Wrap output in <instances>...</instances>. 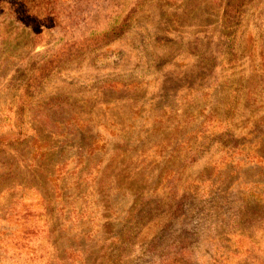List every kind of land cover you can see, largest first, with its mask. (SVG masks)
<instances>
[{"label": "rangeland", "instance_id": "1", "mask_svg": "<svg viewBox=\"0 0 264 264\" xmlns=\"http://www.w3.org/2000/svg\"><path fill=\"white\" fill-rule=\"evenodd\" d=\"M0 264H264V0H0Z\"/></svg>", "mask_w": 264, "mask_h": 264}]
</instances>
